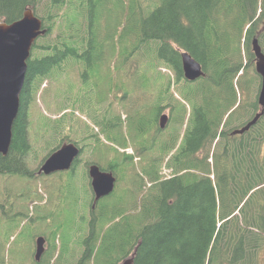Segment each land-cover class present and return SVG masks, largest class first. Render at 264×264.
<instances>
[{
  "label": "trees",
  "instance_id": "16d2710c",
  "mask_svg": "<svg viewBox=\"0 0 264 264\" xmlns=\"http://www.w3.org/2000/svg\"><path fill=\"white\" fill-rule=\"evenodd\" d=\"M27 8L41 14L47 32L39 45H33L38 55L27 61L11 144L8 154L0 156V175L30 174L25 163L30 150L26 111L37 92L35 84L76 66L79 89L86 81L92 83L91 91L99 88L97 78L103 75L123 93L118 101L127 120L121 113L112 114L110 103L104 110L91 109L93 125L105 141L94 133L91 150L102 158L117 153L102 170L120 181L119 173L131 168L135 174L130 184L141 194L125 211L121 194L99 201L97 214L86 224L76 264H119L132 254V264H264V114L243 135L230 132L260 110L256 92L261 79L252 41H258L264 54V0H147L142 6L139 0H0V23L19 20ZM180 51L201 65L204 77L194 83L184 79ZM110 59L116 60L112 67ZM128 65L132 70L125 86L112 74L127 71ZM158 65L181 83L182 101L173 97L166 81L149 102L147 97L160 81L157 77L164 81ZM81 92L82 88L72 100L73 109H82ZM139 92L146 95L143 104L130 100ZM105 94L94 105L114 92ZM163 115L166 124L160 128ZM168 121L169 127L174 123L171 135L166 132L169 127L162 133ZM51 124L42 122L41 131L58 133L63 125L59 120L55 128ZM129 143L138 146L135 156L143 161L139 173L134 156L117 149ZM153 150L158 155L149 157ZM165 160L169 175L162 177ZM125 193L132 202L134 195ZM112 197L118 204L110 205ZM52 238L61 240L53 262L67 259L70 238L56 233Z\"/></svg>",
  "mask_w": 264,
  "mask_h": 264
},
{
  "label": "rangeland",
  "instance_id": "374dc122",
  "mask_svg": "<svg viewBox=\"0 0 264 264\" xmlns=\"http://www.w3.org/2000/svg\"><path fill=\"white\" fill-rule=\"evenodd\" d=\"M139 1L141 6L147 2V0ZM36 16L40 17L41 14L36 12ZM55 36L56 32L51 36V43ZM40 43L39 40L37 44L39 45ZM37 52V50L36 52H31V58L34 55H38ZM115 61V59H110L109 66L112 67ZM131 70L132 66L128 65L127 71L120 73L114 71L112 75L126 86V78ZM156 70L164 76V81L161 80L160 76L157 77L160 81L152 89L151 95L147 97L149 102L153 101L154 97L163 90V87L166 86V81H170L169 90L173 97L182 101V98L184 99L183 93L179 91L181 83L176 84L174 75L168 72L165 66L158 65ZM104 72L107 73L106 70ZM78 75L79 71L76 66H68L62 75L48 80L45 79L43 82L35 84L37 92L32 94V98L27 102V140L30 144V150L26 154L25 163L30 174L27 178L0 175V264H52L61 245L60 238L57 240L52 238L55 233L56 237L59 235L61 238L69 237L70 241L67 249V259L57 260L53 264H76L82 254L81 240L83 235H87L88 231L86 224L93 214H97L98 206L97 204L94 210H91V199L93 196L89 187L90 179L86 175L88 167L91 164H96L100 168H103L102 166L106 167L109 165V161L118 155L117 153L107 154L102 158L98 153L96 154L91 150L92 143H95V137H90H93L94 133L101 141H104L99 127L93 125L91 109L95 106V110H104L110 103L112 107L110 112L112 114L121 113V117L124 120H127V114L123 111L124 109L118 101L123 97V93L119 91L120 87L115 82L111 83L110 80L102 75L97 78V82L100 83L99 88L91 91L92 83L86 81L82 83V87L80 86L79 89L80 80ZM251 76L252 73L249 72L246 80L249 81ZM149 82L146 85L147 87ZM81 88L82 109L77 106L73 109L72 100L77 99V92L81 91ZM108 92H114V94L112 96L109 95L108 99H102L101 102L103 101V103L96 104L95 102L94 105L95 99H98L100 95H106L105 93ZM256 93H254L253 88L255 101ZM145 97L144 93L139 92L134 94L130 100L137 98L143 104ZM250 98H253V96ZM238 99L242 100V97L238 96ZM127 101L128 98L124 103ZM128 104L129 102L124 107L129 106ZM189 108V105L185 108L187 110L185 120L189 116ZM169 109L163 110L170 115ZM130 113L132 112L128 113L129 116H131ZM58 120L63 123L61 129L57 131L58 133H54L55 131L51 133L50 131L46 133L41 131L42 122L52 123L51 127L55 128ZM133 122L131 123L132 130L134 128ZM170 123L168 121V125L162 131L163 134ZM173 124L166 131L170 135L175 130ZM184 127L185 125L179 129L180 135H182ZM125 132L131 135L129 131L127 132L126 130ZM151 134H149V140L151 139ZM163 134L161 135L164 137ZM72 142L76 143L79 148L82 147V155L78 157L76 165L70 172L49 176L37 174L41 163L52 151H55L64 143ZM136 147H138L136 143H129L128 148L121 149L119 147L117 149L119 153L125 152L134 156L132 161L135 164L136 172L139 173L143 161L141 157L135 156ZM156 155H158L157 150L149 153V157ZM165 163L166 160L160 167L162 177L169 175L168 170L164 167ZM119 174L121 179L116 181L114 185V194H121L120 206L125 211L130 209L135 201H139L138 196L141 193L139 190L136 192L130 184L135 174L134 170L129 168L127 172ZM116 179L118 178L116 177ZM149 187V183L145 184L141 190L146 192ZM126 191H130L134 195L132 202H130L132 196L127 195ZM109 202L110 205H116L118 204V199L112 197ZM111 211L110 208L109 212ZM83 219H85L84 224H82ZM39 236L45 239V250L40 263H37L34 260V249L35 238H39ZM121 263L119 262V264Z\"/></svg>",
  "mask_w": 264,
  "mask_h": 264
},
{
  "label": "water",
  "instance_id": "95a60500",
  "mask_svg": "<svg viewBox=\"0 0 264 264\" xmlns=\"http://www.w3.org/2000/svg\"><path fill=\"white\" fill-rule=\"evenodd\" d=\"M40 19L34 16L32 10L27 9L22 18L12 24L0 23V156L8 154L12 139V126L17 117L20 96L24 87L27 73V61L30 57L32 45L35 40L45 34ZM258 41H252V52L255 57L256 73L260 77L261 85L257 96L259 112L243 127L233 130L232 136L243 135L256 125L264 114V54H262ZM183 77L189 82L204 77L201 65L186 52H180ZM166 116L160 118V128L166 124ZM79 156V149L72 143L63 144L50 154L41 163L38 175H50L56 172L69 170ZM90 179V188L93 194L91 210L95 205L112 195L116 178L112 172L102 171L97 165H90L87 170ZM34 259L38 262L44 253L45 240L43 237L35 238ZM131 257L121 264H132Z\"/></svg>",
  "mask_w": 264,
  "mask_h": 264
},
{
  "label": "flooded vegetation",
  "instance_id": "af4514ba",
  "mask_svg": "<svg viewBox=\"0 0 264 264\" xmlns=\"http://www.w3.org/2000/svg\"><path fill=\"white\" fill-rule=\"evenodd\" d=\"M82 155V148H80V153L79 156ZM77 161V160H76ZM74 164L76 165V162H74Z\"/></svg>",
  "mask_w": 264,
  "mask_h": 264
}]
</instances>
